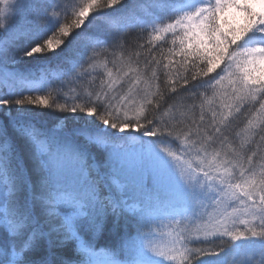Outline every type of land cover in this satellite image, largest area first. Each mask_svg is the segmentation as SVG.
<instances>
[{"label":"snow or ice","instance_id":"obj_1","mask_svg":"<svg viewBox=\"0 0 264 264\" xmlns=\"http://www.w3.org/2000/svg\"><path fill=\"white\" fill-rule=\"evenodd\" d=\"M0 33V264H264V0H0ZM81 36L58 86L8 66Z\"/></svg>","mask_w":264,"mask_h":264},{"label":"trees","instance_id":"obj_2","mask_svg":"<svg viewBox=\"0 0 264 264\" xmlns=\"http://www.w3.org/2000/svg\"><path fill=\"white\" fill-rule=\"evenodd\" d=\"M23 23V22H21ZM87 24V23H86ZM103 25L98 23L97 21H93L91 25H88L85 29V33L87 32H98L102 30ZM26 30V26H25ZM79 31V30H77ZM136 33L133 32L132 35H135ZM30 37L29 36H22L18 40L14 42V48L13 52L19 48L25 47L28 44ZM71 39V37H69ZM86 41L83 39V36L77 37L73 40L72 44L69 45L67 48L64 49V51L60 54V57H53L52 60L49 61H41V60H32V61H26L24 63H18L17 66H13L12 70L25 73V74H31L30 79H37V77H41V70L43 67H47L48 71L45 75V79L51 80L53 86H58L59 81L55 80L52 76V73L55 71H58L60 68L66 69L69 65L67 64V60L74 59L78 56V53L83 50L85 47ZM63 47V46H62ZM59 52L60 50L57 49ZM49 56H51V53H48ZM164 55H167V47L164 49ZM159 58V55H158ZM174 60H179L180 57L175 56L172 57ZM59 66V68H58ZM223 65H221L222 67ZM219 71V68L217 69ZM17 91H21L20 86H16ZM67 90V89H65ZM3 91L7 92V88H4ZM48 91L47 86L43 87V89L39 92H32L29 93L26 89L23 90V95H32L35 97L36 95H45ZM60 102L63 103V98H60ZM69 103H71L69 101ZM25 109L29 110V115H34L35 120L33 121L38 127H44V128H52L57 123V117L62 116L63 114L60 112H55L52 109L45 108L40 105H23L22 106ZM13 115H16L15 110H13ZM5 118L0 116V121L4 120ZM80 125L76 124L75 122L69 123L67 130L71 131L74 127H79ZM25 161L29 167L32 166L31 158L25 153ZM110 225H106L105 229L98 233L95 237H91L88 235H85V239H91L93 243L96 244L97 249L105 248V249H112V248H118L120 240L119 238L112 234L110 231ZM133 232L134 229H131Z\"/></svg>","mask_w":264,"mask_h":264},{"label":"rangeland","instance_id":"obj_3","mask_svg":"<svg viewBox=\"0 0 264 264\" xmlns=\"http://www.w3.org/2000/svg\"><path fill=\"white\" fill-rule=\"evenodd\" d=\"M86 23H87V21H86ZM8 35H9V34H2V33H0V38H7ZM17 64H18V63L13 64V63L11 62V59L8 61V66H9V68H12L13 66H17ZM11 70H12V69H11ZM34 81H38V80H34ZM16 107H22V106H16ZM14 110H15V109H14ZM62 114H63V115L60 116V117H64V116L71 117V116H72L71 113H62ZM73 122H74L73 120L68 119L67 121H63V125H64V127H65L66 129H69V128H68L69 123H73ZM133 229H134V228H133ZM133 234H134V231H133Z\"/></svg>","mask_w":264,"mask_h":264}]
</instances>
